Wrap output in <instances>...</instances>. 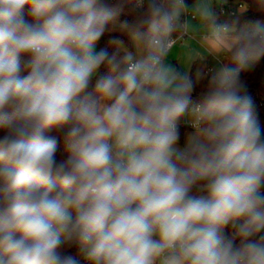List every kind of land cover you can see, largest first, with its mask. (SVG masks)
<instances>
[{
  "label": "clouds",
  "instance_id": "clouds-1",
  "mask_svg": "<svg viewBox=\"0 0 264 264\" xmlns=\"http://www.w3.org/2000/svg\"><path fill=\"white\" fill-rule=\"evenodd\" d=\"M213 4L0 0V264H81L73 246L83 264H264V129L241 76L264 60L245 16L264 0L221 23ZM187 13L220 50L210 76L168 60ZM121 14L132 49L98 47Z\"/></svg>",
  "mask_w": 264,
  "mask_h": 264
},
{
  "label": "trees",
  "instance_id": "trees-1",
  "mask_svg": "<svg viewBox=\"0 0 264 264\" xmlns=\"http://www.w3.org/2000/svg\"><path fill=\"white\" fill-rule=\"evenodd\" d=\"M238 2H243L244 7L239 11V13H242L247 10L248 6L251 5V0H235ZM219 7V6H218ZM216 6L215 12H216V20L217 23L225 22L230 20L234 15L232 16H223L219 8ZM27 11V7L25 9ZM238 13V14H239ZM245 16L250 20H256L261 19L264 20V16L261 14L249 10L245 13ZM128 21L129 23L132 22V17L121 14L118 17V23L115 27V30L111 32H106L104 36L101 38V40L98 42V47H104L108 44V42L112 39H117L120 41H123L129 48H132L131 42L128 39V37L124 34H122L119 31V23ZM111 50V49H110ZM198 62H195L193 66V73L195 74V69L197 67ZM207 61H203L199 65V72L202 74V76H210L213 71L209 72L207 71ZM242 79L245 82L247 94L251 97V100L253 102L255 113L257 115V118L260 122L261 128L264 129V60H261V62L252 70L242 73L241 74ZM206 80L202 79L200 81V88H203V85L206 84ZM201 89H198L197 91H200ZM196 98V97H194ZM181 136H183V133L185 131L184 127H181ZM3 133L0 132V136H2ZM57 160L64 159L66 157L65 152V144L63 142V139L61 138L58 143L57 147V153H56ZM194 194H199L196 189H193ZM65 254L67 255H73L76 256L78 259H82V254L79 252V249L76 246H73L71 248H68L65 250Z\"/></svg>",
  "mask_w": 264,
  "mask_h": 264
},
{
  "label": "rangeland",
  "instance_id": "rangeland-1",
  "mask_svg": "<svg viewBox=\"0 0 264 264\" xmlns=\"http://www.w3.org/2000/svg\"><path fill=\"white\" fill-rule=\"evenodd\" d=\"M220 1L221 0H214V4H213L214 9H215L214 6L215 3L217 2L219 4ZM225 1L227 2L229 0H224V2ZM203 26H205V23L199 20L197 24L190 25L189 31L196 33L195 31L201 30L200 28L201 27L203 28ZM189 45L192 46V48L190 50H187ZM129 49L131 50L132 48ZM197 58H200L201 62H203L206 59L207 68L212 66L214 68V71L222 63L220 50L218 49L212 37L199 36V41L188 38L187 40L184 41V43L181 41L178 42L176 47L169 53L168 60L169 62L177 65L178 67L186 68L190 66L191 69L193 70L194 61ZM200 64H201L200 62L197 64L195 73L199 69ZM182 142H183V136H181V143Z\"/></svg>",
  "mask_w": 264,
  "mask_h": 264
},
{
  "label": "built area",
  "instance_id": "built-area-1",
  "mask_svg": "<svg viewBox=\"0 0 264 264\" xmlns=\"http://www.w3.org/2000/svg\"><path fill=\"white\" fill-rule=\"evenodd\" d=\"M244 3L243 2H238L236 4H222L220 5L219 11L223 16H232L235 14H238L239 11L244 7ZM187 18H191V19H196V17H192L191 13H187L186 14ZM190 34L189 29H184V28H180L178 29L175 33H173V39L176 41L175 45L180 42V41H184L188 35ZM174 45V46H175ZM209 72L213 71V68H208ZM81 264H83V259H81Z\"/></svg>",
  "mask_w": 264,
  "mask_h": 264
},
{
  "label": "crops",
  "instance_id": "crops-1",
  "mask_svg": "<svg viewBox=\"0 0 264 264\" xmlns=\"http://www.w3.org/2000/svg\"><path fill=\"white\" fill-rule=\"evenodd\" d=\"M192 2V0H188V3H191ZM236 2L237 1H235V0H229V1H225L224 2V0H221L220 1V3L218 4L217 2L215 3V9H216V6L218 7V6H220V5H222V4H226V5H229V4H236ZM218 4V5H217ZM214 9V10H215ZM190 19V25H195V24H197V22L199 21V18H196V19H191V18H189ZM190 28V27H189ZM188 28V29H189ZM201 30H198V31H195L196 33H193V32H191L190 31V34L188 35V37L185 39V40H187L188 38H191V39H195V40H197V41H199V36H207V37H212V34H211V30H210V27L205 23V26H203V28L201 27L200 28ZM184 40V41H185ZM184 41H181V42H183L184 43ZM177 45V44H176ZM176 45L173 47V49L176 47ZM192 48V46H190L189 45V47H188V49L187 50H190ZM172 49V50H173ZM186 49V48H185ZM200 62V63H202L201 61H200V58H197L195 61H194V64H195V62ZM204 61H207L206 59L204 60ZM198 62V63H199ZM194 64H193V66H194ZM208 68H213L212 66H210V67H208ZM208 68H207V70H208ZM213 71H214V68H213Z\"/></svg>",
  "mask_w": 264,
  "mask_h": 264
}]
</instances>
